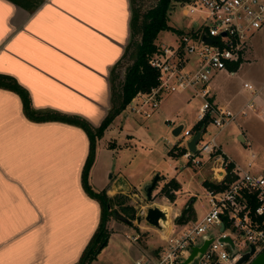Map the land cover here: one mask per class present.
<instances>
[{
	"label": "crops",
	"instance_id": "crops-1",
	"mask_svg": "<svg viewBox=\"0 0 264 264\" xmlns=\"http://www.w3.org/2000/svg\"><path fill=\"white\" fill-rule=\"evenodd\" d=\"M131 16V0H41L33 10L0 0V74L28 92L34 110L76 115L97 127L111 107L112 69L131 41ZM169 32L158 43L176 34ZM232 66L209 84L210 101L236 113L216 139L234 163L253 166L255 130L264 129V27L245 60ZM232 135L248 151L244 163L226 150ZM88 151L82 128L32 121L20 96L0 87V264H78L100 221L99 202L82 187ZM96 158L95 191L113 196L132 188L120 172L102 181Z\"/></svg>",
	"mask_w": 264,
	"mask_h": 264
},
{
	"label": "built area",
	"instance_id": "built-area-1",
	"mask_svg": "<svg viewBox=\"0 0 264 264\" xmlns=\"http://www.w3.org/2000/svg\"><path fill=\"white\" fill-rule=\"evenodd\" d=\"M178 9L186 17L199 13L202 19L191 20L189 28L170 41L157 43L148 59L158 72L157 84L137 92L124 110L148 119L164 96L185 88L202 99L196 122L183 126L177 138L183 158L198 169H208L202 184L208 208L201 218L181 223L177 222L181 213L171 210L167 227L159 219L158 243L136 264L184 263L205 238L209 239L205 250L191 264H237L251 246L253 255L264 253V172H252L251 161L241 166L225 155L216 135L236 119V113L210 101L209 84L216 73L231 71L229 65L245 60L252 36L264 27V0H181ZM205 36L213 42H205ZM196 123H202L203 130L192 152L187 144L197 131ZM250 157L255 154L250 152ZM140 237L137 233L131 239L136 242ZM226 237L234 253L223 240Z\"/></svg>",
	"mask_w": 264,
	"mask_h": 264
},
{
	"label": "rangeland",
	"instance_id": "rangeland-1",
	"mask_svg": "<svg viewBox=\"0 0 264 264\" xmlns=\"http://www.w3.org/2000/svg\"><path fill=\"white\" fill-rule=\"evenodd\" d=\"M155 1L143 0L142 9H147ZM194 19L200 22L202 16L196 13L191 17H186L182 15L178 7H174L169 19L172 29L164 32L170 31L169 33L173 34L177 33L176 30H186L190 26V21ZM169 33L165 35H170ZM136 42L135 40L130 48L127 59L123 60L118 68L117 87L123 80L125 67L132 62L131 54L135 53ZM201 104L202 99L196 96L192 89H179L164 96L157 112L148 119L137 117L123 110L113 119L103 140H100L102 143L106 140H113L108 142L111 147H103L102 143L97 144L96 142L94 161L97 157L96 167L99 168L101 180L107 179L108 181L111 173L120 172L132 184V188L128 191L115 193L110 197L117 198L118 201L122 196L126 197L125 204L134 209V219H128V215L120 211L116 204L119 210L118 215L110 216L106 223L108 241L89 264H136L138 258L151 252L158 243V233L155 231L157 227L145 220L149 207L157 206L165 213V219H160L161 223L170 221L168 216L171 210L181 213L188 203H191V210L186 215H189V220L201 218L206 212L208 205L202 184L209 177L208 169L206 167L198 169L192 163L187 162L181 153L178 138L172 135L175 126L184 124L188 127L195 123ZM255 134L252 150L256 153V158L253 160L251 170L255 173H262L264 171V129H256ZM226 139L227 142L224 145L233 158L241 163L248 160V151L242 148L241 142L234 139V135ZM106 168L109 170L105 175L103 172ZM90 171L88 182L92 186L93 171L91 173ZM156 174H159V177L152 190V197L148 200L143 188L153 180ZM170 179H174L179 184L177 189L171 190L174 195L173 199L166 197L161 191ZM137 233L141 237L133 242L131 236Z\"/></svg>",
	"mask_w": 264,
	"mask_h": 264
},
{
	"label": "trees",
	"instance_id": "trees-1",
	"mask_svg": "<svg viewBox=\"0 0 264 264\" xmlns=\"http://www.w3.org/2000/svg\"><path fill=\"white\" fill-rule=\"evenodd\" d=\"M11 1L19 5L27 3L28 8L31 10L41 3V0ZM142 1L131 0V41L124 55V60L127 59V54L136 40L135 53L131 54L132 62L125 67L124 77L119 87L116 86V80L119 76L117 71L121 63H118L112 69L111 107L99 126L93 127L85 119L76 115H64L55 111L34 110L30 104L28 92L13 77L0 74V87L12 90L20 96L24 112L29 119L36 122L62 121L73 124L82 128L88 136L89 151L82 169L81 181L84 191L100 204V221L89 243L83 250L78 264H89L107 243L109 235L106 223L110 216L118 215L120 210L128 215V219H134V209L132 206L125 204L126 197L122 196L121 200L118 201L117 198L108 196L105 190L95 191L88 182V173L94 161L96 142L103 136L106 128L125 109L137 92L147 91L157 84L158 72L149 65L148 59L157 51L156 39L158 35L165 30L172 29V26L169 24L170 13L172 8L179 6L181 0H156L154 4L145 10L141 7ZM176 32H179V30H176ZM232 67L236 68L237 65L233 64ZM201 125L202 123H196L194 129L198 130ZM181 153H183V150H181ZM228 180L230 179L228 178ZM178 187L179 184L174 179H170L162 187L161 191L165 193L166 197L173 199L174 195L171 190ZM116 204L119 210H117ZM190 210L191 203H188L182 209L177 222L181 223L188 220L189 215H186Z\"/></svg>",
	"mask_w": 264,
	"mask_h": 264
},
{
	"label": "water",
	"instance_id": "water-1",
	"mask_svg": "<svg viewBox=\"0 0 264 264\" xmlns=\"http://www.w3.org/2000/svg\"><path fill=\"white\" fill-rule=\"evenodd\" d=\"M203 40L207 43H212L213 40L208 37H204ZM184 124H179L175 126L172 130L173 136H178L181 129L183 128ZM203 127H201L199 130L196 131L195 135L191 138V140L188 142L187 147L190 149V151L195 152L196 151V142L200 138V135L202 133ZM159 174H156L153 178V180L150 183H147L144 188V194L145 197L150 200L151 199V193L154 189L156 182L158 180ZM159 219H165V213L157 206L149 207L147 209L145 220L150 225L155 227H160ZM224 241L230 244L232 253L235 252V249L233 247V244L229 237L223 238ZM209 242V239L205 238V241L202 246L200 247H193L192 252L188 259L181 264H191L196 256H200L203 251L205 250L207 244ZM254 248L251 246L250 250L246 252L243 257L237 262V264H242L243 262L247 261L248 264H264V253L253 255Z\"/></svg>",
	"mask_w": 264,
	"mask_h": 264
},
{
	"label": "bare ground",
	"instance_id": "bare-ground-1",
	"mask_svg": "<svg viewBox=\"0 0 264 264\" xmlns=\"http://www.w3.org/2000/svg\"><path fill=\"white\" fill-rule=\"evenodd\" d=\"M168 217H170V214H169ZM169 223H170V221H168V222H167V221H165V222L163 221L162 223L160 222V224H161L162 226H166V227L168 226Z\"/></svg>",
	"mask_w": 264,
	"mask_h": 264
}]
</instances>
